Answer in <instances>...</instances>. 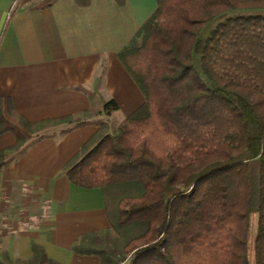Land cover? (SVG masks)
I'll use <instances>...</instances> for the list:
<instances>
[{"label": "trees", "instance_id": "16d2710c", "mask_svg": "<svg viewBox=\"0 0 264 264\" xmlns=\"http://www.w3.org/2000/svg\"><path fill=\"white\" fill-rule=\"evenodd\" d=\"M119 57L145 101L117 127L101 118L119 109L113 98L36 122L16 115L31 132L101 118L64 167L101 189L109 216L85 251L101 264H264V0H157ZM16 138L0 167L24 147ZM16 264L62 263L34 244Z\"/></svg>", "mask_w": 264, "mask_h": 264}, {"label": "crops", "instance_id": "0c3cea01", "mask_svg": "<svg viewBox=\"0 0 264 264\" xmlns=\"http://www.w3.org/2000/svg\"><path fill=\"white\" fill-rule=\"evenodd\" d=\"M156 7L157 0H0V110L13 126L0 131V150L16 142V131L26 138L0 167V264L31 258L34 244L62 264H101L81 241L110 227L102 191L72 182L64 167L101 118L110 123L120 112L122 121L145 101L119 52ZM111 98L117 111L77 127L31 132L16 116L36 122Z\"/></svg>", "mask_w": 264, "mask_h": 264}, {"label": "rangeland", "instance_id": "374dc122", "mask_svg": "<svg viewBox=\"0 0 264 264\" xmlns=\"http://www.w3.org/2000/svg\"><path fill=\"white\" fill-rule=\"evenodd\" d=\"M137 107V106H136ZM131 109V108H130ZM133 109H135V108H132V110ZM123 117V115H122V113H120V112H115L114 113V115L112 116V118H111V120H110V124L115 128V127H117L118 126V124L121 122L120 121V119ZM120 121V122H119ZM252 220H253V222H252V227H251V230H252V232L254 231V228H255V226H254V220H255V216L253 215V217H252Z\"/></svg>", "mask_w": 264, "mask_h": 264}]
</instances>
